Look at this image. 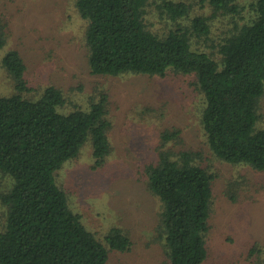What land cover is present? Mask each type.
<instances>
[{
    "label": "trees",
    "instance_id": "obj_1",
    "mask_svg": "<svg viewBox=\"0 0 264 264\" xmlns=\"http://www.w3.org/2000/svg\"><path fill=\"white\" fill-rule=\"evenodd\" d=\"M150 1L75 0L87 23L91 73L195 75L209 151L223 163L264 172V0L252 1L243 25L239 0H207L215 14L235 17L234 30L219 43L209 16L191 17L192 6L185 1L158 3L177 23L165 32L153 29ZM187 18L189 25L179 22ZM8 30L0 23V48L8 43ZM2 65L14 87L11 95L0 96V205L5 217L0 264H108L111 250L131 249V237L113 228L102 242L71 208L57 172L86 143L92 144L99 166L111 154L109 94L102 91L88 109L64 112L67 100L60 88L50 85L35 94L18 50H9ZM181 140L180 129L164 131L158 161L144 169L149 191L162 205L155 239L169 264H203L219 174L201 151L167 147ZM227 187L236 201L237 182L229 181Z\"/></svg>",
    "mask_w": 264,
    "mask_h": 264
},
{
    "label": "rangeland",
    "instance_id": "obj_2",
    "mask_svg": "<svg viewBox=\"0 0 264 264\" xmlns=\"http://www.w3.org/2000/svg\"><path fill=\"white\" fill-rule=\"evenodd\" d=\"M174 1L189 3L191 17L209 16L216 43L234 30L235 17L215 14L207 0ZM252 1L239 0L243 16L239 25L250 18ZM161 2L150 1L148 19L153 29L165 32L177 22L157 7ZM179 22L189 25L191 19ZM0 23L9 29L8 43L0 48V96L13 92V82L2 65L4 55L13 49L27 62L26 78L35 94L50 85L63 91L64 112L88 109L102 91L109 94L111 154L99 166L92 144L86 143L79 156L57 172L58 185L71 208L102 242L113 228L131 237V249L111 250L108 264H169L161 242L155 239L161 201L149 191L144 169L158 161L163 132L177 129L181 142L167 147L177 152L201 151L219 174L206 235L208 258L203 264H264V172L223 163L209 151L201 125L203 95L195 75L173 71L165 77L93 75L84 40L87 23L75 0H0ZM229 181L237 182L236 201L226 193ZM4 222L0 205V229Z\"/></svg>",
    "mask_w": 264,
    "mask_h": 264
}]
</instances>
